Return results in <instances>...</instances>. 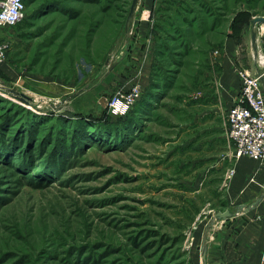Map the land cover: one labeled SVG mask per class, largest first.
<instances>
[{
    "label": "rangeland",
    "instance_id": "374dc122",
    "mask_svg": "<svg viewBox=\"0 0 264 264\" xmlns=\"http://www.w3.org/2000/svg\"><path fill=\"white\" fill-rule=\"evenodd\" d=\"M209 1L217 13L222 4ZM41 2L27 4L26 21L0 33L10 44L0 61V264H192L201 228L225 220L216 216L224 189L220 179L207 182V170L234 144L208 155L205 143L191 149L187 141L199 130L183 123L204 105L196 94L216 90L209 72L220 70L209 69L211 55L235 15L264 16V0H228L216 29L191 32L192 51L154 110L158 117L123 136L99 118L116 122L132 109L114 113L109 101L151 60L162 0H138L130 24L133 0L54 1L37 13ZM73 8L84 17L72 19ZM93 17L104 22L95 32Z\"/></svg>",
    "mask_w": 264,
    "mask_h": 264
},
{
    "label": "crops",
    "instance_id": "0c3cea01",
    "mask_svg": "<svg viewBox=\"0 0 264 264\" xmlns=\"http://www.w3.org/2000/svg\"><path fill=\"white\" fill-rule=\"evenodd\" d=\"M263 25L256 26L252 20L244 27L242 41L228 34L224 39V46L212 53L209 69L214 66L216 70H220V73L209 72L212 77L210 82L214 78L215 81L212 82L216 85V90L207 93L199 91L196 94V101L204 105L196 116L193 114L196 119L183 123V127H188V131H199L196 137H189L186 145L192 147L196 141L205 143L208 155L213 151L218 152L226 142L229 141L230 144L226 114L240 93L241 72L258 73L254 54L264 46V33L260 31L264 30ZM250 31L252 50L246 53L248 62L244 63L240 59V53L242 51L245 54V43ZM253 33H256L255 39ZM154 51L155 40L152 58L148 64L143 65L140 78L136 81L142 89V94L150 83ZM169 125L175 126L172 123ZM229 166L230 169L235 167L236 170L230 179L227 178ZM223 168L227 171L224 172ZM207 171V182L220 179L219 189H224L220 207L224 210L220 211L230 210L232 214L223 221L210 220L201 228V232L194 238L193 248L189 249L193 258L192 264H264V192L260 187L264 184V160L256 161L248 156L235 158L234 149L231 148L225 155L219 156L217 162ZM252 177L258 181L255 185L250 182Z\"/></svg>",
    "mask_w": 264,
    "mask_h": 264
},
{
    "label": "trees",
    "instance_id": "16d2710c",
    "mask_svg": "<svg viewBox=\"0 0 264 264\" xmlns=\"http://www.w3.org/2000/svg\"><path fill=\"white\" fill-rule=\"evenodd\" d=\"M36 1L37 0H24L25 11L27 4L32 5ZM54 1H56V3L61 2L58 4L69 2V0H42L35 12H42L45 8H48V5L51 2ZM78 1L98 4L95 2L96 0ZM98 1L100 2V0ZM213 1L222 4L217 8V13L213 9V3L209 0H162V4H160L157 14L155 15L153 28L151 30L155 40V51L149 85L144 90L136 105L132 107L125 117L119 116L120 120L118 119L119 121L117 120L114 122L112 121V116L103 113V116L99 118V125L118 128V133L123 136V131L127 128H139L142 130L145 128L147 119L149 121L153 119L152 117H158L154 110L157 105L160 104L161 99L167 95L172 87H174L176 79L175 72L177 73L184 64V57L192 51V40L189 37L191 32L202 35L208 30H214L218 27V24L222 22L220 19L225 17L221 11L222 9L226 10L228 8V0ZM245 1L249 2V0ZM63 10L68 13L69 8ZM75 10H77V12L71 15L72 19L78 17L81 19L84 17V15L82 16V11L78 8ZM106 10V8H103L102 12L105 13ZM27 18L28 16H26L25 13L24 19L13 27H18L25 22ZM253 18L254 15L250 9H243L238 12L231 24L232 32L228 34L234 36L236 40L242 41L241 37L244 27L246 24H250ZM103 24V21L96 20V18L93 17L89 24V30L95 32V30H97L98 27L103 26ZM38 35H41V32ZM57 36L58 34L51 36V41L56 39ZM65 44V42L61 44V50L63 49L62 46ZM222 46H224V42L221 43V47ZM39 54L43 55V50H40ZM72 70L73 72L75 71L74 65ZM80 115L81 114H79V116ZM81 117L90 118L88 116Z\"/></svg>",
    "mask_w": 264,
    "mask_h": 264
},
{
    "label": "built area",
    "instance_id": "2783aa9c",
    "mask_svg": "<svg viewBox=\"0 0 264 264\" xmlns=\"http://www.w3.org/2000/svg\"><path fill=\"white\" fill-rule=\"evenodd\" d=\"M25 17L24 0H0V27L12 28ZM10 44L0 39V61H4ZM258 73L241 72V90L227 113L228 138L234 144V157L248 156L264 160V46L254 56ZM142 89L135 83L126 91L119 90L110 99L114 113H125L140 99ZM229 169L227 178L235 174Z\"/></svg>",
    "mask_w": 264,
    "mask_h": 264
},
{
    "label": "water",
    "instance_id": "95a60500",
    "mask_svg": "<svg viewBox=\"0 0 264 264\" xmlns=\"http://www.w3.org/2000/svg\"><path fill=\"white\" fill-rule=\"evenodd\" d=\"M137 3H138V0H133L131 9H130V12H129V15H128V21H127L128 24L131 23V20L134 17V13H135V10H136ZM253 24L256 25V26L263 25L264 24V16H257L255 18H253ZM255 38H256V33H253V39H255ZM231 214L232 213H231L230 210L217 211L216 212V216L218 218H223V219L228 218L229 216H231Z\"/></svg>",
    "mask_w": 264,
    "mask_h": 264
}]
</instances>
